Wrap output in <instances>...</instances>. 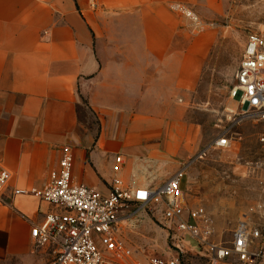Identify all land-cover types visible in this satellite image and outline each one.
Returning <instances> with one entry per match:
<instances>
[{
	"label": "crops",
	"instance_id": "crops-1",
	"mask_svg": "<svg viewBox=\"0 0 264 264\" xmlns=\"http://www.w3.org/2000/svg\"><path fill=\"white\" fill-rule=\"evenodd\" d=\"M96 1L93 10L88 0H0V163L13 174L0 192V264L54 258L31 230L58 206L15 190L48 184L65 146L74 180L103 194L115 178L158 188L186 164L170 132L179 121L167 116L195 89L215 39L191 37L169 4L216 22L231 0ZM149 256L135 250L120 264Z\"/></svg>",
	"mask_w": 264,
	"mask_h": 264
},
{
	"label": "rangeland",
	"instance_id": "rangeland-1",
	"mask_svg": "<svg viewBox=\"0 0 264 264\" xmlns=\"http://www.w3.org/2000/svg\"><path fill=\"white\" fill-rule=\"evenodd\" d=\"M214 23L215 27L202 31L214 34L215 43L199 81L193 91L172 99L173 114L167 116V123L179 121L170 132L181 140L186 156L183 190L187 202L205 207L213 221L214 238L229 243L241 222L264 229V147L259 141L264 120H240L243 106L233 96L247 40L251 34L264 33V0H231L228 14ZM92 120L95 128L94 116ZM224 136L230 140L228 148L211 146ZM128 210L134 216L122 217L124 240L143 255L165 256L172 244L160 208L139 210L130 204ZM185 243L180 264H209L197 241L185 235ZM256 248L264 250V232L252 245ZM230 264H236V259Z\"/></svg>",
	"mask_w": 264,
	"mask_h": 264
},
{
	"label": "built area",
	"instance_id": "built-area-1",
	"mask_svg": "<svg viewBox=\"0 0 264 264\" xmlns=\"http://www.w3.org/2000/svg\"><path fill=\"white\" fill-rule=\"evenodd\" d=\"M96 10V0H88ZM169 8L184 20L188 33L196 35L214 22L203 20L188 4L171 2ZM243 106L240 120H264V33L251 34L236 74L233 92ZM259 141L264 147V131ZM212 147L230 146L227 136L218 138ZM122 161V156L116 158ZM75 156L70 146L62 150L59 167L51 172L50 181L43 188L15 190L16 194H32L42 201L58 206L46 215L41 224L34 226L31 235L38 247H55V256L49 264H120L134 258L135 252L121 236L122 217L132 218L130 204L139 210L160 208L162 223L168 232L172 248L164 255H150L148 264H180L186 246L185 235L197 241L209 264H264V250L252 249L264 229L244 221L233 233L229 243L218 242L214 236L213 221L203 206L187 202L183 179L188 165L182 166L166 183L158 188L127 187L119 178L111 184V191L103 194L94 187L78 183L73 177ZM13 174L0 163V192L9 186ZM133 264H141L134 261Z\"/></svg>",
	"mask_w": 264,
	"mask_h": 264
},
{
	"label": "trees",
	"instance_id": "trees-1",
	"mask_svg": "<svg viewBox=\"0 0 264 264\" xmlns=\"http://www.w3.org/2000/svg\"><path fill=\"white\" fill-rule=\"evenodd\" d=\"M85 103H87V101H85Z\"/></svg>",
	"mask_w": 264,
	"mask_h": 264
}]
</instances>
